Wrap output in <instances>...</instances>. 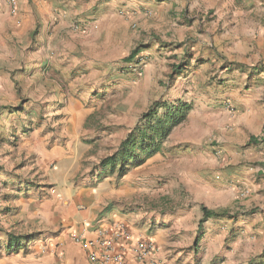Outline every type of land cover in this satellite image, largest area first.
Instances as JSON below:
<instances>
[{
	"label": "rangeland",
	"instance_id": "1",
	"mask_svg": "<svg viewBox=\"0 0 264 264\" xmlns=\"http://www.w3.org/2000/svg\"><path fill=\"white\" fill-rule=\"evenodd\" d=\"M64 3L65 28L53 40L52 30L44 36L36 30L32 43L26 35L12 41L0 34V250L2 241L24 235V205L18 201L30 196L29 189L58 191L62 184L81 188L84 183V188L101 186L104 208L120 206L134 223L151 226L158 220L152 212L163 217L187 204L195 211L198 201L229 204L222 208L230 213L239 207L244 222L255 224L249 232L242 225L234 237L224 223L213 227L218 237L204 242L209 228L204 223L184 253L199 264H222L228 258L225 264H264V143L254 149L215 145L219 129L212 128L217 123H209L207 115L218 114L227 102L217 106L206 97L217 95L222 80L210 77L192 89L170 61L157 62L145 74L146 56L138 58L140 64L126 63L138 28L116 19L118 28L111 30L102 11L89 27L87 9L69 15ZM208 4L223 65L263 67L264 0ZM260 92L263 98L264 88ZM178 101L189 102L192 110L154 156L140 155L123 175L116 169L97 176L101 163L118 151L153 105ZM224 155L229 165H223ZM223 218L229 221L228 215Z\"/></svg>",
	"mask_w": 264,
	"mask_h": 264
},
{
	"label": "crops",
	"instance_id": "2",
	"mask_svg": "<svg viewBox=\"0 0 264 264\" xmlns=\"http://www.w3.org/2000/svg\"><path fill=\"white\" fill-rule=\"evenodd\" d=\"M65 1L67 8L70 7L69 15L74 10L89 11L90 16L85 21L89 27L92 25L89 20L95 18L99 11L104 13L111 30L118 28L116 19L122 24L135 25L138 30L133 35L136 40L133 50L140 49L138 58H148L145 74L157 62L170 61L176 63L173 68L182 69L181 75L192 89L208 82L210 77L222 80L217 95L206 97V100L217 106L226 101L236 111L230 113L227 106L222 105L220 110L217 109L218 114L211 111L206 114L209 123H217L212 128L219 129L215 140V145H220L218 149H237L241 144L246 149H254L257 144L251 143L252 139L264 143V97L260 92L264 88V72L254 66L242 70L239 65H223L217 47V25L207 19L211 9L208 0H18L14 11L4 2L0 11V34L9 36L12 41L26 35L32 43V37H37L34 36L36 30L43 36L52 30L49 40L55 39L65 28L63 18L67 14L61 10ZM86 24L83 25L88 30ZM194 132L200 135L199 129ZM224 156L223 165H229L228 157ZM59 186L56 187L58 191L51 188L48 192L43 188L36 191L28 188L30 196L18 201L24 205L20 219L24 220L27 228L16 251L9 252L8 240L1 242L0 264H94L74 238L91 240L99 231L111 234L118 224H125L131 233L129 240L121 239L119 242L127 253L123 264H150L151 261L158 264H199V259L194 261L192 254L184 253V249L197 239L204 216L202 208L220 211L224 210L222 207L230 206L211 200L208 204L198 201L195 211L187 204L174 212L164 213L163 217L152 212L158 220L155 226H151L150 222L134 223L124 215L120 206L111 204L104 208L100 185L92 188L82 187L87 186L84 183L81 188L74 187V184ZM117 194L114 191L113 197L116 195L118 198ZM236 210L228 211L229 221H224L223 217L207 220L208 234L201 240L207 242L209 237H218L214 236L218 229L213 227L224 223L229 224L234 237L241 232L242 225L249 232L255 224L244 222L246 216L240 213L239 207ZM141 240L152 241L159 249L145 263L137 262L132 254V249ZM5 250L8 251L4 254Z\"/></svg>",
	"mask_w": 264,
	"mask_h": 264
},
{
	"label": "trees",
	"instance_id": "3",
	"mask_svg": "<svg viewBox=\"0 0 264 264\" xmlns=\"http://www.w3.org/2000/svg\"><path fill=\"white\" fill-rule=\"evenodd\" d=\"M139 53L140 49L133 51L126 63L139 64ZM258 68L260 72H264V66ZM180 69L179 67L175 68L176 75L182 73ZM191 110L192 106L183 101H178L174 105H153L148 113L143 116L142 123L127 137L118 151L101 163L97 176H104L107 170L113 173L116 169H118L119 175H123L127 171V165L140 159V155H144L145 157L154 156L163 141L177 126L184 122ZM161 111L164 112L163 118L159 116ZM251 143L257 144L258 142L256 139H252ZM102 176L101 178H103ZM202 211L204 216L200 222V228L209 219L221 218L228 215L227 210L211 211L203 207ZM20 238L8 239L7 246L9 252L16 251L21 246L18 243Z\"/></svg>",
	"mask_w": 264,
	"mask_h": 264
},
{
	"label": "built area",
	"instance_id": "4",
	"mask_svg": "<svg viewBox=\"0 0 264 264\" xmlns=\"http://www.w3.org/2000/svg\"><path fill=\"white\" fill-rule=\"evenodd\" d=\"M4 2L12 11L17 8L18 0H0V11ZM227 109L230 113H235V108L229 103H227ZM130 238L131 233L128 227L125 224H118L111 234L108 231H99L94 239L75 237L74 241L89 254V259L94 264H123L127 253L119 242L121 239L129 240ZM158 251V247L152 241L141 240L132 249V254L137 262L145 263ZM150 264H158V262L151 261Z\"/></svg>",
	"mask_w": 264,
	"mask_h": 264
}]
</instances>
